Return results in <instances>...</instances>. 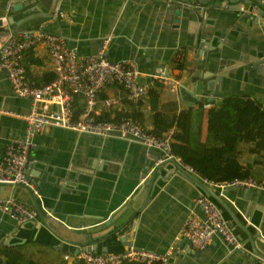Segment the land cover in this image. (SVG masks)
<instances>
[{"label": "crops", "instance_id": "crops-1", "mask_svg": "<svg viewBox=\"0 0 264 264\" xmlns=\"http://www.w3.org/2000/svg\"><path fill=\"white\" fill-rule=\"evenodd\" d=\"M4 1L0 16L4 15L2 23L7 31L43 25L46 32L63 36L80 56L93 53L100 41L108 38L106 58L135 62L139 82L157 93L155 110L161 115L186 106L194 108L197 102L210 103L227 94L247 97L264 109V66L244 75L239 72L238 77L223 74L215 82V91L206 89L211 85L208 80L228 68L226 64L240 53L234 47L256 53L264 49V25L249 23L246 17L227 14L230 24L218 41L210 36L214 26L207 19L215 18L217 24L222 14L203 11L201 20H196L191 11L195 4L189 0H178L175 5L180 9L177 26L171 21L174 16L161 12L159 0H58L51 14L45 4L34 2L19 10H5ZM21 61L30 83L39 85L53 78L49 57L41 45L25 49ZM202 98L204 101L199 100ZM151 102L149 94L129 102L120 87L107 85L97 94L93 110L97 118L107 120L140 112V125L150 130ZM83 107L80 96L72 99V111H82ZM28 108L29 100L12 92L0 70V154L8 142L22 138L21 115ZM201 124L203 136L205 113ZM239 147L242 164L255 158L246 144ZM28 157L37 193L32 194L24 185L6 186L0 192V197L9 196L35 212L33 220L18 223L0 211V243L9 238L27 258L42 264H65L75 260L77 247L79 251L90 248L91 252L113 253L133 246L168 251V264H264L255 253L257 249L264 255V242L255 239L256 234L264 239V162L254 166L259 168V177H252L260 187L228 184L219 188L185 169L220 194L225 192L223 198L235 213L241 212V206L250 215L242 217L252 241L234 225L233 232L241 236V248L231 249L212 237L197 250L178 233L186 215L202 216L194 201L200 193L187 174L182 175L168 162L158 167L151 182L149 174L162 159L159 149L130 138L45 127L33 136Z\"/></svg>", "mask_w": 264, "mask_h": 264}, {"label": "built area", "instance_id": "built-area-1", "mask_svg": "<svg viewBox=\"0 0 264 264\" xmlns=\"http://www.w3.org/2000/svg\"><path fill=\"white\" fill-rule=\"evenodd\" d=\"M5 35L0 42V70L4 72L12 92L29 100V108L21 115L24 121L22 138L8 142L0 154V184H21L32 194L37 193L34 183L25 176L24 166L28 161L33 136L45 127L135 139L146 146L159 149L162 152V159L159 161L176 159V163L184 169L194 172L190 166L181 163L170 153L166 137L153 135L129 116H121L117 120H103L95 116L93 108L97 94L107 85L120 87L126 99L132 103L139 101L148 91L147 84L139 82V71L132 59L106 58L108 38L102 39L93 53L80 56L66 43L63 36L46 32L43 25L31 30H8ZM35 45H41L45 49L53 72V78L49 82L39 85L28 81L21 61L23 51ZM73 95L80 96L84 101L83 110L75 118L72 117ZM208 105L209 103H204L203 107ZM208 183L219 188L228 184L260 187L252 177ZM194 201L202 216L186 215L178 236L186 239L189 246L197 250L203 249L212 237L221 239L231 249L241 248V241L226 225L219 209L203 194H198ZM0 211L18 223L35 218L33 210L9 196L0 197ZM63 258L68 260L69 256L64 254ZM74 259H80L85 264H118L122 261L168 264V251L158 253L127 246L113 253L81 250L74 255Z\"/></svg>", "mask_w": 264, "mask_h": 264}, {"label": "trees", "instance_id": "trees-1", "mask_svg": "<svg viewBox=\"0 0 264 264\" xmlns=\"http://www.w3.org/2000/svg\"><path fill=\"white\" fill-rule=\"evenodd\" d=\"M147 94L152 99L150 133L166 137L170 153L181 163L190 166L201 178L211 182H229L238 178L259 177L256 174L259 168L254 169V166L264 162V109L260 103L242 95L227 94L210 102L205 111L202 109L204 102H197L194 108L186 106L176 113L161 115L155 110L156 91L148 89ZM75 97L73 95L72 99ZM80 111L73 110L72 117L75 118ZM203 113L205 133L202 136ZM129 117L139 123L142 114L135 112ZM241 143L246 144L247 151L255 155L245 164L239 161ZM0 264L42 263L25 257L19 245L0 243ZM65 264L85 263L75 259ZM118 264L142 263L122 261Z\"/></svg>", "mask_w": 264, "mask_h": 264}, {"label": "water", "instance_id": "water-1", "mask_svg": "<svg viewBox=\"0 0 264 264\" xmlns=\"http://www.w3.org/2000/svg\"><path fill=\"white\" fill-rule=\"evenodd\" d=\"M11 1H13V3H11ZM57 1L58 0H30V1L28 0H24V1L5 0L3 7L5 10H8L10 7L11 10L15 11V10L21 9L23 6H26L29 2H34V3H38L40 6L42 4L43 5L45 4L44 6L48 8L49 10L48 12L49 14H51L53 12L52 7L54 6V2L56 3ZM159 1H161V12L163 14L170 13V15L174 16V18H172L171 21L174 23V26H177V23L179 21V18L177 17H179L180 9L176 8L175 5L176 3H178V0H159ZM189 1L195 4L194 9H191V11L195 14L196 20H201L202 18L201 15L203 11H207L209 13L215 12V13L222 14L223 18L222 20L218 18L217 24H214L215 18L214 20L210 17L207 19V20H210L209 22H211L212 26H214V28L210 32V36L215 37L218 41L221 40L219 38H223L224 32L227 31L226 28L229 27L230 18L226 17L227 14L236 15L237 17L239 16L246 17V20L249 23L258 22L261 25H264V0L260 2H257L255 0H189ZM0 3H1V0H0ZM201 6H202V9H201ZM2 17H4V15L0 16V37H3L7 32V28H4V24L2 23ZM222 28H225V29H222ZM212 37L211 39L213 41ZM197 41H199L198 37H197ZM211 43L212 42L208 43L209 48L212 47L210 46ZM198 46L201 47L202 42H199ZM234 48L238 49L240 53L237 54V57L232 58L231 59L232 61H229V63L226 64V66L230 65L231 67L229 66L226 69H222L218 71L217 73L214 74V77L208 80L209 84L211 85L206 86L207 90H214L213 88L216 86L215 82H219L223 74H225V76L231 75L233 77H238L239 72H240V75L241 73L242 75H244L245 73H249L251 69H256L258 66H264V49H261L262 51H260L259 53H256V51L249 50V48L243 49L238 46ZM214 94L216 93L213 92V95ZM217 95H220V93H218ZM199 100L204 101L203 98ZM29 159L30 158L28 157V161ZM28 161L26 162L24 166V173L26 174L25 176L27 179L32 180V176H35L34 175L35 172L30 171L31 163ZM166 162L173 164L174 167H176L179 170V173H181L182 175L187 174V177L192 182L195 183V187L197 188L199 193L206 196L219 209L222 217L224 218L226 222V225L230 229H232V232H233V226L234 225L238 226L246 234L248 239L252 241V237L250 236V233L247 232L246 227H245V221H244V218L242 217L243 215L244 217L249 218L250 215H249V211L246 210L247 208L242 209V207L239 206V209L241 212L235 213L234 209L229 207L228 202L223 198V195L225 194V192L220 194L214 188L204 183L200 178H198L194 174H189L188 172H186V170L182 166H180L178 163H176L175 160L170 158V159H165L157 163L156 164L157 166L153 167L149 174V177L151 178V182L154 179V174H156V172H159L158 167ZM71 170H73V168H71ZM75 170L82 171L77 168ZM151 182L149 183V188H150ZM16 185H21V184H14V185L13 184L12 185L11 184H0V192H3L4 187L6 186L11 187V186H16ZM225 213L227 214V216L225 215ZM234 234L237 236L238 239L241 238L239 234H236V233ZM255 236H256L255 239H258L259 241L262 240V242H264V239L261 236H259V234H256ZM1 242L2 244L14 245V243L9 241V238L7 237H5V239H3ZM79 250H80L79 247H77L75 252L77 253ZM86 251H90V248H86ZM255 253L258 254V256L260 255L264 259V255L260 253L257 249H255Z\"/></svg>", "mask_w": 264, "mask_h": 264}, {"label": "rangeland", "instance_id": "rangeland-1", "mask_svg": "<svg viewBox=\"0 0 264 264\" xmlns=\"http://www.w3.org/2000/svg\"><path fill=\"white\" fill-rule=\"evenodd\" d=\"M32 258H35V259H36V257H34V256H33ZM40 262H42V261H40ZM44 264H45V263H44Z\"/></svg>", "mask_w": 264, "mask_h": 264}]
</instances>
